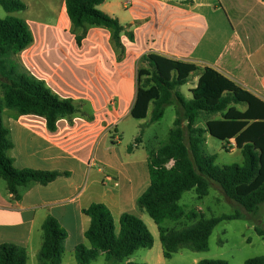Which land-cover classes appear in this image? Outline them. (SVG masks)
<instances>
[{"label":"crops","instance_id":"0c3cea01","mask_svg":"<svg viewBox=\"0 0 264 264\" xmlns=\"http://www.w3.org/2000/svg\"><path fill=\"white\" fill-rule=\"evenodd\" d=\"M64 2L61 0L55 13L54 24L25 20L34 36L31 47L23 51L29 55L25 64L61 97L86 101L93 120L81 116L72 121L62 119L52 133L43 118L20 116L7 108L2 113L14 145L7 154L17 169L68 173L48 185L32 182L19 187L18 200L0 178V245L13 243L37 255L43 244L42 224L48 216L66 229L65 248L75 238V249L87 240L90 218L84 210L91 204L106 205L115 222L125 212L136 214V201L150 180L146 184L137 160L130 158L134 150L128 151L129 158L111 157L109 148L100 145L107 128L113 125L117 132L120 121L131 116L141 56L152 53L201 69L213 68L264 100V0H192L193 4L182 0H105L98 8L134 35L132 41L126 34L121 36L125 53L120 59L110 30L102 27L88 29L78 52L69 49L61 53L65 41L71 48L76 43ZM198 79V74L191 76L194 85L188 92ZM178 92L187 100L192 98ZM91 159L101 166L96 173L88 169ZM147 160L148 155L146 164ZM99 183L105 188L114 185L101 190Z\"/></svg>","mask_w":264,"mask_h":264},{"label":"trees","instance_id":"16d2710c","mask_svg":"<svg viewBox=\"0 0 264 264\" xmlns=\"http://www.w3.org/2000/svg\"><path fill=\"white\" fill-rule=\"evenodd\" d=\"M182 1L193 4L192 0ZM104 2L65 0L64 3L76 45H82L89 28H106L111 32V43L120 59L125 53L121 36L126 34L132 41L134 35L117 18L98 8ZM0 5L9 14L27 10L22 0H0ZM33 42V32L27 21L16 16L0 19V178L6 182L15 200L21 198L19 187L32 182L48 185L68 173L17 169L7 154L14 145L3 124V110L7 108L20 116L43 118L52 133L57 131V123L62 119L72 121L81 116L93 120L86 101L61 97L44 79L32 74L19 61V55ZM194 74L199 75L198 83L191 90L192 98L187 100L178 89ZM137 82L136 100L130 112L132 118L146 119L151 104L150 123L160 121L167 106H175L178 115L168 142L148 155L150 184L136 201L137 206L157 225L165 259H171L182 246L198 252L207 251L213 228L222 221L241 218L240 214L201 218L178 230L167 228L165 224L185 217V210L179 203L185 192L193 190L201 197L207 196L212 181L247 214L258 212L264 203V100L213 68L201 69L192 63L152 53L141 56ZM239 106H244L245 110ZM202 114H218L220 117L207 119L205 128L197 127L196 119ZM206 133L222 142L233 140L243 155V163L219 166L214 154H205ZM138 142L140 138L134 144ZM84 213L90 218L85 232L89 247L84 243L75 247L78 264H90L99 256H104L107 261L123 262L139 249H151L154 245V237L146 223L132 213L125 212L120 216L118 232L106 205L93 203ZM42 231L39 264H61L68 237L66 229L56 218L48 216L42 224ZM256 231L264 236V230L256 228ZM27 263L28 254L24 247L13 243L0 245V264ZM197 264L229 263L223 259H204ZM245 264H264V256L247 259Z\"/></svg>","mask_w":264,"mask_h":264},{"label":"rangeland","instance_id":"374dc122","mask_svg":"<svg viewBox=\"0 0 264 264\" xmlns=\"http://www.w3.org/2000/svg\"><path fill=\"white\" fill-rule=\"evenodd\" d=\"M27 6L28 10L18 12L14 14L7 13L0 5V19H4L8 16H16L21 19H29L35 24H47L51 25L55 23V13L59 12L61 0H22ZM64 16V14H62ZM34 27V26H32ZM63 52L67 53L69 49L74 52L77 51V45L71 48L68 40L64 42ZM39 49V48H38ZM37 52V51H36ZM38 53V52H37ZM27 53L22 52L18 59L23 66L28 69L25 62H27ZM25 60V61H24ZM29 70V69H28ZM185 84L179 88V90L187 97H192V94L188 92V87L193 86L191 82ZM1 94V89H0ZM241 110H245L244 106H239ZM153 110V105L149 109L148 117L145 120H136L131 116L123 118L116 132L113 125L106 129L107 134L104 138V143L100 145V148L105 144L109 148V155L111 157L128 156V150L132 148L131 159L137 160L138 170L141 173V178L146 179V184L149 183V172L146 164L147 155L155 152L159 147L168 142L169 132L171 128H174V121L178 117L177 109L175 106H167L165 114L160 121L150 123V118ZM7 112H14L7 109ZM220 116L214 115H200L196 119V126L205 128L207 119H216ZM186 124V123H185ZM142 131V132H141ZM117 138V142L114 139ZM137 138H140V142L135 145ZM206 142L204 151L205 154L215 155L216 163L223 167L232 164H242L244 161L241 151L238 150L231 143L222 142L210 134H205ZM101 167L95 164L93 169L96 173L97 169ZM98 179H102V177ZM111 177V176H110ZM113 178V177H111ZM114 179V178H113ZM113 179L110 182H113ZM115 181V180H114ZM2 182H4L2 180ZM5 184V182H4ZM113 183L106 185V188L101 183L97 185V188L101 190L110 189L113 187ZM184 210L185 217L178 222L167 221V228L181 229L194 224L201 218L210 219L213 217H220L222 215L240 214L241 218L229 221L220 222L215 228L209 240V249L207 251H194L189 246H182L179 251L173 254L171 259H165L162 254V246L159 238V231L157 225L149 217V215L142 209L137 207L136 216L141 218L149 228L154 237V245L151 249H139L133 256L123 262L107 261L104 256H99L95 261L90 264H128L129 262L139 264H197L204 259H223L228 261L229 264H245V261L250 258L264 256V236H260L256 231V228L264 230V203L260 206L256 214H247L245 210L236 202L230 200L221 187L211 182L210 191L207 196H199L195 191H187L183 194L181 201L179 202ZM119 221L116 220V231H119ZM76 239H70L66 245L65 253L63 255L61 264H78L74 255V243ZM88 245V241H85ZM25 249V248H24ZM27 250V249H26ZM28 254L27 264H39L38 255L32 251Z\"/></svg>","mask_w":264,"mask_h":264},{"label":"built area","instance_id":"2783aa9c","mask_svg":"<svg viewBox=\"0 0 264 264\" xmlns=\"http://www.w3.org/2000/svg\"><path fill=\"white\" fill-rule=\"evenodd\" d=\"M231 145L235 146V142H234V141L231 142ZM235 147H236V146H235ZM94 165H95L94 160H93V159L89 160V162H88V166H89V167H93ZM108 178H109V176H108ZM111 180H112V179H111Z\"/></svg>","mask_w":264,"mask_h":264}]
</instances>
